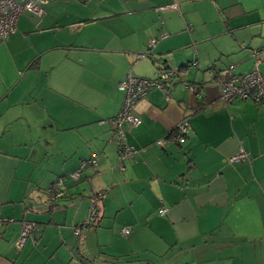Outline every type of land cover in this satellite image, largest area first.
I'll list each match as a JSON object with an SVG mask.
<instances>
[{
  "label": "crops",
  "instance_id": "0c3cea01",
  "mask_svg": "<svg viewBox=\"0 0 264 264\" xmlns=\"http://www.w3.org/2000/svg\"><path fill=\"white\" fill-rule=\"evenodd\" d=\"M40 8L0 40V264H264V101H220L256 60L264 76V0ZM165 69L169 87L123 125L136 152L121 161L120 84ZM241 149L252 160L231 162Z\"/></svg>",
  "mask_w": 264,
  "mask_h": 264
},
{
  "label": "built area",
  "instance_id": "2783aa9c",
  "mask_svg": "<svg viewBox=\"0 0 264 264\" xmlns=\"http://www.w3.org/2000/svg\"><path fill=\"white\" fill-rule=\"evenodd\" d=\"M43 1L44 0H0V40L8 38L16 31L18 19L24 11L40 14L42 12L40 3ZM152 43H154V41ZM140 56H142V54H140ZM259 63L260 61L256 60L253 70L250 72L236 74L226 80L220 81V101L222 103L227 105L237 98L246 99L250 97L264 101V76L259 68ZM175 72L174 69L162 70L156 78H146L130 73L126 80L121 82L120 88L124 90L125 96L122 108L115 117L118 137L114 139L121 154V161L132 156L136 152V150L126 142L123 125L128 124L129 126L134 127L141 123V117L134 114L137 101L143 98L151 87H158L162 90H166L167 87H169V81ZM167 97H170L169 94H167ZM188 128L189 122L187 118L182 119L178 125L176 133L177 138L179 139L187 135ZM158 143L162 145L164 144V140L160 139L158 140ZM229 160L231 162L240 160L251 161L252 158L249 152L241 149L239 152L230 156ZM88 164L95 165L97 164V160L93 159L90 161H84L81 164V167L72 174V177L79 179L82 168ZM57 183L60 185L62 180L60 179ZM51 203V200H49V204ZM165 212L166 208L164 207L159 210L160 214H164ZM95 215L96 208L95 205H92L84 225L91 224L95 220ZM2 222L3 220L0 219V223ZM35 229L36 225L33 222L26 223L22 232V242L29 236L30 232ZM79 230L80 227L74 228V231L77 234L79 233ZM124 233L128 234L129 229H125Z\"/></svg>",
  "mask_w": 264,
  "mask_h": 264
},
{
  "label": "trees",
  "instance_id": "16d2710c",
  "mask_svg": "<svg viewBox=\"0 0 264 264\" xmlns=\"http://www.w3.org/2000/svg\"><path fill=\"white\" fill-rule=\"evenodd\" d=\"M165 70H168V69H165ZM116 117V116H115ZM176 133H177V130H176Z\"/></svg>",
  "mask_w": 264,
  "mask_h": 264
}]
</instances>
